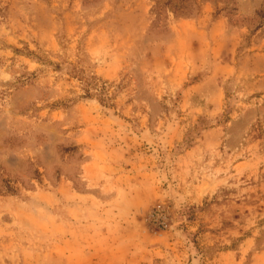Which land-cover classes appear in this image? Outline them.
I'll use <instances>...</instances> for the list:
<instances>
[{
  "label": "rangeland",
  "instance_id": "374dc122",
  "mask_svg": "<svg viewBox=\"0 0 264 264\" xmlns=\"http://www.w3.org/2000/svg\"><path fill=\"white\" fill-rule=\"evenodd\" d=\"M145 262L264 264V0H0V264Z\"/></svg>",
  "mask_w": 264,
  "mask_h": 264
},
{
  "label": "crops",
  "instance_id": "0c3cea01",
  "mask_svg": "<svg viewBox=\"0 0 264 264\" xmlns=\"http://www.w3.org/2000/svg\"><path fill=\"white\" fill-rule=\"evenodd\" d=\"M74 222H78V223H81L85 218H71ZM88 218H86L85 219V221L84 222H88L89 224H90V219H88ZM50 222V228L53 230L54 229V225H53V221H49ZM60 222H62V228H63V234L65 235V234H67V235H71V233H73L72 231H69L68 230V228H69V218H62V220L60 221ZM94 222L92 221L91 222V224H90V226L88 225V226H86V227H84L85 228V230L86 229H89V228H93V224ZM67 229V230H66ZM63 235V236H64ZM122 264H125V263H122ZM141 264H146V262L145 263H141Z\"/></svg>",
  "mask_w": 264,
  "mask_h": 264
}]
</instances>
